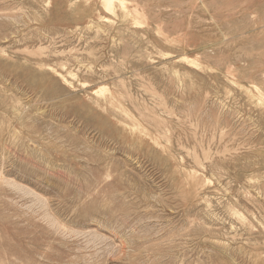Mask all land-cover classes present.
Here are the masks:
<instances>
[{
    "label": "rangeland",
    "instance_id": "1",
    "mask_svg": "<svg viewBox=\"0 0 264 264\" xmlns=\"http://www.w3.org/2000/svg\"><path fill=\"white\" fill-rule=\"evenodd\" d=\"M105 2L0 0V264H264V0Z\"/></svg>",
    "mask_w": 264,
    "mask_h": 264
},
{
    "label": "bare ground",
    "instance_id": "2",
    "mask_svg": "<svg viewBox=\"0 0 264 264\" xmlns=\"http://www.w3.org/2000/svg\"><path fill=\"white\" fill-rule=\"evenodd\" d=\"M113 3H114L113 0H106V2H105L106 9L109 11H112L113 10Z\"/></svg>",
    "mask_w": 264,
    "mask_h": 264
}]
</instances>
